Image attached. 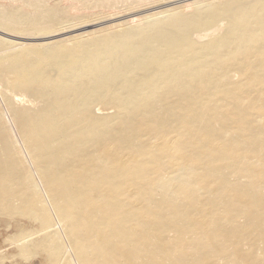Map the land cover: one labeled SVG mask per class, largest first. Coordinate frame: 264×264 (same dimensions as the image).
<instances>
[{
	"label": "bare ground",
	"instance_id": "6f19581e",
	"mask_svg": "<svg viewBox=\"0 0 264 264\" xmlns=\"http://www.w3.org/2000/svg\"><path fill=\"white\" fill-rule=\"evenodd\" d=\"M118 1L0 0L27 155L0 111V214L37 227L13 257L264 264V0H133L161 10L65 37Z\"/></svg>",
	"mask_w": 264,
	"mask_h": 264
},
{
	"label": "rangeland",
	"instance_id": "374dc122",
	"mask_svg": "<svg viewBox=\"0 0 264 264\" xmlns=\"http://www.w3.org/2000/svg\"><path fill=\"white\" fill-rule=\"evenodd\" d=\"M124 1V0H123ZM133 0H128V4H127V2L125 1L124 3H125V5L123 6V2L122 1H118L115 5H116V7H113L112 9L111 8H102V9H97L99 12H101V14L100 13H98V12H96V10H95V12H93L91 9H87L88 11H86V9H83L82 7H78L77 9V12L79 11V12H81V13H79V14H76V16H75V18L74 17H71L67 22H65V24L64 25H66V26H68V27H72V28H70L68 31H71V30H73V33H70V34H68V35H66L65 37L66 38H68V37H70V36H75V35H79V34H81V33H84V32H86V31H90V30H95V29H103V28H108L110 25H115V24H118V23H124V22H127L128 20H129V18H123V17H125V16H128V15H133V14H135V16L137 17V19H141L143 16L145 17V15H148V13L150 14V13H154V12H158V11H160L161 9H157V10H154V11H147V10H149V9H151V8H153L152 7V4H150L149 2H147L148 4H144V3H132V5H131V2H132ZM171 1H173L172 3H175V2H180L181 0H179V1H177V0H171ZM191 1H196V0H191ZM122 2V3H121ZM121 3V4H120ZM185 3L186 2H180V3H176L175 5H174V7H180V5L182 6V5H185ZM134 4H136V5H134ZM141 4V5H140ZM127 5V6H126ZM130 5L132 6L131 7V9H133V11L131 10L130 11V9H128V7H130ZM140 7H139V6ZM143 5V6H142ZM148 5V6H147ZM165 5V4H164ZM136 6V7H135ZM144 7V8H143ZM149 7V8H148ZM115 8V9H114ZM117 8V9H116ZM127 8V9H126ZM80 9V10H79ZM106 9V10H105ZM111 10V13L110 14H108L109 13V11ZM124 9L126 10V12L124 11ZM136 9H138V10H136ZM139 9H143V10H139ZM91 10V11H90ZM101 10V11H100ZM105 12H104V11ZM109 10V11H108ZM116 12H115V11ZM121 10V11H120ZM136 10V11H135ZM92 12V15H91V13H88V12ZM108 11V12H107ZM141 11V12H140ZM84 12V13H83ZM123 12V13H122ZM130 12V13H129ZM132 12V13H131ZM85 13H87V14H85ZM97 13V14H96ZM121 13V14H120ZM124 13H125V15H124ZM99 14V15H98ZM103 14V15H102ZM108 14V15H107ZM120 14V15H119ZM89 15H91V16H89ZM94 15V16H93ZM109 15H111V18H110V16ZM114 15L117 17V15H118V17L119 16H121V17H119L120 19L121 18H123V19H121V20H116V19H118V17L116 18V17H114ZM89 16V17H88ZM96 16H98L97 18H98V20H97V18H96ZM108 16V17H107ZM91 17V18H90ZM93 17V18H92ZM114 17V18H113ZM73 18V19H72ZM90 20H89V19ZM106 18V19H105ZM78 19V20H77ZM85 19V20H84ZM92 19V20H91ZM97 20L96 22H95V24H97V23H102L100 26H98V27H88L87 25H89V24H91V23H93V20ZM114 19L116 20V21H114ZM72 20H73V22H72ZM105 20V21H104ZM109 20L110 21H113V22H109ZM70 21V22H69ZM87 21H89V22H87ZM101 21V22H100ZM84 22V23H83ZM103 22H105L104 24H103ZM118 22V23H117ZM94 24V23H93ZM98 25V24H97ZM86 26V27H85ZM73 27L74 28H77V29H79V30H74L73 29ZM81 27H85L86 29H84V30H80V28ZM82 29V28H81ZM75 31V32H74ZM68 36V37H67ZM0 37H2V38H4L5 36H3V35H1L0 34ZM64 37V36H63ZM63 37H60V38H63ZM64 37V38H65ZM63 38V39H64ZM5 39H8V40H10V41H12L13 40V42H21V41H18V40H16V39H10L9 37H5ZM26 43H39V42H36V41H26ZM2 84L0 83V111H2L1 113H2V115H5L4 117V119H5V121H6V124H7V126L9 127V129H10V131L12 132V135H13V138H14V140H15V142H16V144L17 145H19V147L20 148H22V150L24 151L23 153H24V155H26L25 154V147L23 146V142H22V139L20 138V134H19V131H17L18 129H17V127H16V125H15V123H14V121H13V119H12V114H11V112H10V110H9V108H8V105H7V103H6V100H5V98L2 96V93H1V90H3V86H1ZM104 112H106V113H113V111H112V109H107V110H104ZM26 158H27V155H26ZM40 188H42V186H40ZM43 190V189H42ZM2 213V212H1ZM5 214V215H4ZM17 215V216H16ZM16 215H7L6 213H3V214H0V253H2V254H0L1 256H0V264H3V262H4V264H40L41 262H42V259H40V257L42 258V256H40V255H38V257H34V256H32L31 257V259L30 258H28L29 259V261L27 260V261H25V259H22V260H20V256L19 257H17L16 258V256H14L13 257V253L15 252L16 253V255H17V251L15 250V246L14 245H12V243L17 239V236H18V232H19V230L20 229H28V230H30V231H35L36 230V226H34L28 219H25L24 217L22 218V216H19L18 214H16ZM58 228H59V226H58ZM61 230V229H60ZM7 252V254H6V252ZM4 253V254H3ZM9 253V254H8ZM4 255V257H2ZM7 255V256H6ZM15 255V254H14ZM5 256H6V259L4 260V258H5ZM9 256V257H8ZM8 257V258H7ZM13 257V258H12ZM15 258V259H14ZM10 259V260H9ZM11 259H14L13 260V263H11L12 261H11ZM2 260H4V261H2ZM7 260V261H6ZM24 260V261H23ZM9 261H11V262H9ZM41 261V262H40ZM29 262V263H28ZM42 264V263H41Z\"/></svg>",
	"mask_w": 264,
	"mask_h": 264
}]
</instances>
